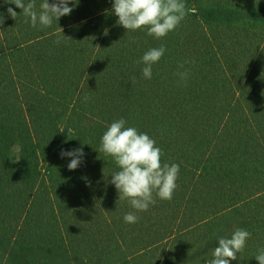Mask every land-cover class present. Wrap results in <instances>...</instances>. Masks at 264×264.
I'll return each instance as SVG.
<instances>
[{"label": "trees", "instance_id": "obj_1", "mask_svg": "<svg viewBox=\"0 0 264 264\" xmlns=\"http://www.w3.org/2000/svg\"><path fill=\"white\" fill-rule=\"evenodd\" d=\"M77 2L33 27L0 0V248L12 264H208L218 238L242 228L251 236L230 264H259L264 0H183L196 13L161 39L126 31L114 0ZM161 45L146 79L142 57ZM121 118L180 168L173 198L154 193L147 211L119 199V166L100 150ZM81 147L69 170L61 151Z\"/></svg>", "mask_w": 264, "mask_h": 264}, {"label": "clouds", "instance_id": "obj_2", "mask_svg": "<svg viewBox=\"0 0 264 264\" xmlns=\"http://www.w3.org/2000/svg\"><path fill=\"white\" fill-rule=\"evenodd\" d=\"M7 4H15L22 10L26 18H30L33 27L39 23L42 27H50L53 20L70 15L77 0H43L40 11L35 8V0L25 4L24 0H4ZM70 2L73 7H70ZM114 14L118 17L117 23L126 31L147 30L149 36L156 39L166 37L174 31L189 13L195 14L197 9L187 8L183 0H114L112 4ZM8 14L16 19L18 13L7 8ZM5 17L0 14V25ZM27 22V19H26ZM63 32V30H62ZM64 34V33H63ZM62 37L57 34L55 43L59 44ZM166 48H152L147 51L142 62L143 77L152 78V66L159 62ZM183 68V63L180 65ZM181 80H185L187 72L179 73ZM135 83V76L131 78ZM87 99V97H85ZM126 121L121 118L112 122L101 139V151L114 158L119 171L111 175V183L115 185L120 198H127L133 209L147 211L156 201L155 196L162 200H171L179 176V165L162 163L163 151L156 146V141L147 133L138 132L135 127H125ZM61 157H72L68 164L69 170L77 169L82 163L83 148L70 151L62 150ZM122 194V196H121ZM126 223H136L139 217L133 213H126L123 217ZM251 233L242 228H236L231 238H218V246L212 253L208 264H230L237 260V253H241L250 238ZM255 259L264 264V248L260 249Z\"/></svg>", "mask_w": 264, "mask_h": 264}, {"label": "rangeland", "instance_id": "obj_3", "mask_svg": "<svg viewBox=\"0 0 264 264\" xmlns=\"http://www.w3.org/2000/svg\"><path fill=\"white\" fill-rule=\"evenodd\" d=\"M0 264H12L11 251H6L5 248H0Z\"/></svg>", "mask_w": 264, "mask_h": 264}]
</instances>
